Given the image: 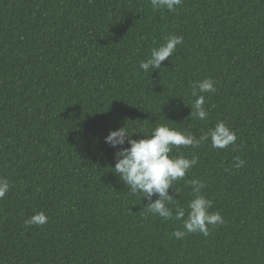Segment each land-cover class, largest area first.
<instances>
[{
    "label": "trees",
    "instance_id": "16d2710c",
    "mask_svg": "<svg viewBox=\"0 0 264 264\" xmlns=\"http://www.w3.org/2000/svg\"><path fill=\"white\" fill-rule=\"evenodd\" d=\"M169 35L183 43L145 73L140 62ZM206 77L217 92L205 95V122L190 101ZM219 121L235 149L209 141L173 154L199 157L175 184L177 203L192 199L186 181L203 180L225 223L177 240L181 222L147 214L112 172L118 148L105 137L125 124L133 139L161 124L198 136ZM0 177L11 184L0 264H264V0H183L175 11L150 0H0ZM37 211L48 223L26 227Z\"/></svg>",
    "mask_w": 264,
    "mask_h": 264
},
{
    "label": "clouds",
    "instance_id": "9594fccd",
    "mask_svg": "<svg viewBox=\"0 0 264 264\" xmlns=\"http://www.w3.org/2000/svg\"><path fill=\"white\" fill-rule=\"evenodd\" d=\"M153 10L175 11L182 7L183 0H150ZM183 43V36L169 35L165 42L151 51L150 58L141 61L139 67L145 73H152L162 68L161 62L173 57L177 45ZM216 81L206 77L201 81L192 82V97L190 101V115L198 120L207 121L209 112L205 107V95L216 93ZM139 133V132H137ZM136 133L130 132L126 124L116 130H110L105 137V143L118 148L115 153L116 163L112 172L128 188L130 194H139L148 201L147 214L158 216L163 221L181 222L182 227L172 232V236L180 240L189 234H202L207 237L210 229L225 223L219 211H211L213 201L203 194L205 182L200 179L186 181L191 187L192 199L186 207L177 203L180 189L175 187L178 181L185 180L193 167L199 163V157L191 158L183 154H173L174 149H197L210 141L213 149H235L237 134L224 121H219L214 127L200 135L190 131H181L161 124L152 130L150 135L133 139ZM125 143L129 146L124 147ZM245 161L235 157V167L242 168ZM11 184L7 178L0 177V199L10 191ZM173 189L175 194H170ZM157 197L153 200V197ZM48 216L43 211H37L24 221L26 227H42L48 223Z\"/></svg>",
    "mask_w": 264,
    "mask_h": 264
}]
</instances>
